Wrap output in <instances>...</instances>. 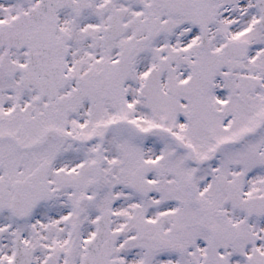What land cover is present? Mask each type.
I'll return each instance as SVG.
<instances>
[{"label":"snow or ice","instance_id":"obj_1","mask_svg":"<svg viewBox=\"0 0 264 264\" xmlns=\"http://www.w3.org/2000/svg\"><path fill=\"white\" fill-rule=\"evenodd\" d=\"M0 264H264V0H0Z\"/></svg>","mask_w":264,"mask_h":264}]
</instances>
